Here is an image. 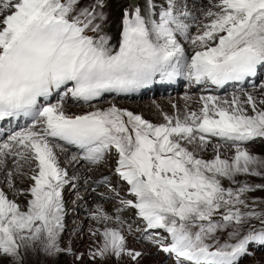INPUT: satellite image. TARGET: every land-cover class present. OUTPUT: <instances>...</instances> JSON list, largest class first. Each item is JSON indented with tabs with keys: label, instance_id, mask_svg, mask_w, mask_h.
Returning <instances> with one entry per match:
<instances>
[{
	"label": "snow or ice",
	"instance_id": "snow-or-ice-1",
	"mask_svg": "<svg viewBox=\"0 0 264 264\" xmlns=\"http://www.w3.org/2000/svg\"><path fill=\"white\" fill-rule=\"evenodd\" d=\"M106 7L107 0H0V121H31L0 141V167L11 157L15 171L26 174L28 166L33 181L24 208L0 189V264H23L37 244L47 257L63 251L65 144L82 154L72 161L100 164L115 152V172L133 197L121 205L155 230L147 238L175 264H238L250 244L264 246V211L248 196L264 184L237 179L264 177V157L244 146L264 139V98L242 88L230 97L201 96L197 109L173 105L174 114L161 112L159 123L115 103L91 102L181 76L217 88L252 80L264 71V0L133 3L123 11L116 44L106 31ZM69 95L91 110L68 114ZM91 216L105 224L89 230L100 239L89 250L93 260L142 256L127 247L120 228L107 226L113 217L102 206Z\"/></svg>",
	"mask_w": 264,
	"mask_h": 264
},
{
	"label": "rangeland",
	"instance_id": "rangeland-1",
	"mask_svg": "<svg viewBox=\"0 0 264 264\" xmlns=\"http://www.w3.org/2000/svg\"><path fill=\"white\" fill-rule=\"evenodd\" d=\"M111 2H112V0H111ZM111 4H112V6L110 5L109 0H107V7L110 9L113 8V10L115 11V8L113 7V6H115V4H113V3H111ZM118 10L119 9H116V11H118ZM262 76H264V74ZM262 76H260L261 78L259 79L257 86H255V88L249 87L247 89V91L257 92V94L259 96L263 94L262 98H264V89H261L259 86L262 82H264V77H262ZM182 80H186V79H182ZM186 81H188V80H186ZM199 87H200V84L197 85L196 88L191 89L189 91L190 95L185 94L184 98L186 100L182 103L181 102L178 103V105H176V107L177 108L179 107V109L183 110L185 108V105H188L189 107L192 106L191 108L193 110L197 109L196 107H194V103L189 102V97H191V95H195L194 98H195V100H197L196 94H198L200 92ZM181 91H179V92H181ZM184 93H185V90L183 89V91H182V93H180V95L184 94ZM231 94H232V91L230 92V94L228 92L226 94L225 93L221 94V97H230ZM256 97H258V96H256ZM150 98L151 97H149V99H148V97L147 98L145 97L142 100H138V101H127V100L123 101V100H121V101H117V103L119 105L118 104H116V105L121 106L122 108L127 107V106L132 108V107H135L136 105H139L137 108L135 107L136 110H139L138 108L140 107V104H142L143 102L151 104V107L148 105L147 108L143 109L142 113H139V114L143 115V117L145 119H147L153 123L162 122L161 112L171 115V114H174V112L176 111V109L173 106H171L170 103H168L166 101H160V103H162V104L158 108L153 103V102H155L154 100H155L156 96H154V98H152V99H150ZM190 99H193V98H190ZM173 100H176V99L173 98ZM107 101L108 100L103 101L106 103H103L100 105L105 106L106 104H108L110 102V101H108V102ZM112 101L109 104L114 103V101H116V100H112ZM120 102H122L123 104L121 105ZM80 109H81V107H80ZM215 142L216 141H214V143ZM62 154H64V156L72 155L70 153V151L67 149ZM212 155H213V152H212L211 147H209V149L203 153V156L206 159L212 158ZM111 156L112 155H110V154H108L106 156L105 160L102 162V163H104L102 167L97 166V165H93L90 167L87 166L85 168L86 169L85 171H88L87 177H89L90 180L93 181L94 176L97 173H99V171L103 172V171L108 170V168L109 169L112 168V165L110 163V162H112ZM261 156L264 157V153L261 154ZM9 166H10L9 170H11L13 172L12 182L15 185V188L12 189L10 194L14 195L16 200L17 201L19 200L21 202V207L24 208L25 207V201L31 199V195L27 190L30 189L32 185L28 183L27 179L24 177L23 174H18L15 171V169L13 167V163H10ZM22 172L25 173L24 171H22ZM237 179L238 180H245L246 179L250 184H264V177L240 176V177H237ZM90 180L87 181V184H88L87 187H81L80 186L75 192L69 191V194H67L68 195V201H70L71 206H72V208L69 211H71V210L77 211V212H75L74 217L73 216L71 217L72 223H74V229H73L74 231L70 232L69 234H67L63 237V243L65 244V246H68L67 248H71V249L73 248L71 250V255H70L71 257L69 256L68 259L67 258L64 259L65 256L62 254V255H60V257L54 256L51 259H47L46 255H44L40 251V245L37 244L35 246V251H33V250L27 251V253L24 256L23 264H169V261H167L168 259L164 258L165 255H161V253L158 251L157 252L153 251V243L150 244L149 241L147 242V240L135 241V238L138 235L137 233L140 232L141 229H143V228H141V226L137 227L138 224L140 225V222H139L140 218L133 216V215H136L135 212H130L132 214H129V213L127 214L125 212L119 214L120 212H118V211H116L117 213L112 212L111 213V214H113L112 217L114 218L117 215L120 216L123 223H118L117 221L112 219L111 221L107 222V226L120 228L122 230L123 234L126 236L127 247L131 250L141 252L142 253L141 257H138L136 261L131 260V258L128 257L127 255H123L119 259L110 256V257H107L104 259L97 257L95 260H93L88 255L89 250L95 249V247H97L98 244L100 243V239L98 237H93L89 230L90 229H96V228L102 229L105 226V224L103 222L97 223L95 220H93L91 214L94 211H96L97 206H102L103 209L109 214H110V212H108V210L110 209L109 207L115 206V205L117 206L116 202L113 201V199H111V198H113V196L111 197V195H108L107 193H105V194H107V196L104 197L101 195L102 198H98V200H95V199L94 200H91V199L86 200L85 199L84 201H82L80 203V205L74 206L75 202H77L78 199L82 198L83 192L86 191L87 189H89V187L91 186L92 182ZM6 183L7 182L4 183V187H5ZM99 183H101V182H96V184L94 183V186L92 188L90 187V189L97 191L99 193H102L101 191H103L104 188L106 189L107 186H110L111 188H108L106 190H110L113 188L115 190L114 192H116V191H118V189H120L118 186L114 187V185L109 183V182H107V183L103 182L101 185ZM97 184H98L99 189H95ZM225 185L227 186V181H225ZM125 187H126V184L122 183L121 184V188H122L121 191L122 192L119 191L118 193H124L125 191L128 192V189H126ZM124 189H126V190H124ZM17 193H19V194H17ZM248 196H249V202L250 203L252 200L256 201L255 207H256L257 211H264V189H257L255 191L249 193ZM78 206L81 207L82 209L79 208ZM130 210L132 211V209H130ZM69 211L66 210L64 213L68 214ZM127 217L129 218V220ZM65 221H64V227L66 225H68V223H69V221L67 219ZM251 223L256 225L257 227H259L258 221L253 220ZM129 226L131 227V232L136 234V235L129 233V231H128ZM133 226L137 227L138 229L136 228L137 230H135V228ZM246 229H247V225H245V230ZM65 230H70V229L66 228ZM228 231H231V229L229 228L220 234V241L222 243H223V241L228 240V235H227ZM131 237H133L134 239ZM139 238H140V235H139ZM85 242H89V243H86L87 244L86 245ZM147 243H149V244H147ZM148 245H150V246H148ZM81 254H83V255H81ZM78 257H80V258L78 259ZM238 264H264V246L258 247L257 249L251 251V253H249L246 256L244 255L240 259Z\"/></svg>",
	"mask_w": 264,
	"mask_h": 264
},
{
	"label": "bare ground",
	"instance_id": "bare-ground-1",
	"mask_svg": "<svg viewBox=\"0 0 264 264\" xmlns=\"http://www.w3.org/2000/svg\"><path fill=\"white\" fill-rule=\"evenodd\" d=\"M136 2V4L137 5H139V6H141L142 8L144 7V5H145V0H137V1H135ZM109 3H110V5L112 6V4L111 3H113V4H115V6H113L114 8H115V11L113 10V8H108V7H106V9H105V11L108 13V23H107V27H106V31L113 37V41H112V43L113 44H116L117 42H118V40H119V36H120V31H121V20H122V16H123V8L124 7H130L131 6V3L129 2V0H112V2H111V0H109ZM110 7V6H109ZM116 9H119L118 11H116ZM195 29H193V31H194ZM179 38V37H178ZM183 42V41H182ZM185 47H186V49L189 51V53L191 52V49H190V47L186 44L185 45ZM259 74H260V76H262L263 74H264V71H261V72H259ZM181 79H186L185 77H182L181 76ZM186 80H188V79H186ZM257 81V80H256ZM256 81H254V82H252V81H247V82H245V84H243V85H229V84H226L223 88H217V86H215V85H212L210 82H207V83H201L200 84V92L198 93V94H196V97H197V100H195L194 102H192V103H194V107H196V108H198L199 106H200V100H199V98L201 97V96H206V95H214V96H219V97H221V94H226L227 92L230 94V92L232 91V93L234 92V91H236L237 89H240V88H243L244 86H246V87H248V86H250L251 84H253V83H255ZM189 84H188V86H186V87H184L183 89L185 90V93L184 94H181L180 95V93H177V94H175V96H170V95H168V94H163V95H159V93L157 94V96H156V98H155V102H153L154 103V105H156V106H160L162 103H160V101H166V102H168V103H170L171 104V106H173V105H178V103H182V102H184L186 99L184 98V96H185V94L187 95V94H189L190 95V93H189V91L191 90V89H194V88H196V86L197 85H195L194 84V82H191V81H187ZM199 85V84H198ZM244 88L243 90L244 91H247V89L249 88ZM251 88V87H250ZM193 91V90H192ZM175 92H177V89L175 90ZM248 92H251L254 96H258L257 98L259 99V98H262V95H258L257 94V92H254V91H248ZM195 93V92H194ZM195 95H191V97H194ZM158 97V98H157ZM173 98L174 99H176V100H173ZM184 98V99H183ZM63 103H64V107H65V110H66V112L68 113V114H70V115H78V114H82V113H84V112H86L87 110L86 109H82V110H77L76 108H75V106H76V102H75V100H73V99H70V98H65L64 99V101H63ZM116 104V103H115ZM120 104L122 105L123 103L122 102H120ZM138 104V103H137ZM110 104H108V105H100L99 107H108ZM150 106L151 107V104H148V103H146V102H143L142 104H140V107L138 108L139 110H136L135 109V107L137 108L139 105H136L135 107H132V108H130L129 106H127V107H124V108H126V109H128V110H131V111H133V112H135V113H137V114H139V113H142V110L143 109H145V108H147V106ZM155 106V107H156ZM98 107V106H97ZM118 107H121V106H118ZM154 107V108H155ZM192 107V106H191ZM122 108V107H121ZM159 108V107H158ZM179 108V107H178ZM80 109V108H79ZM89 110H91V108L89 109ZM88 110V111H89ZM147 110V109H146ZM195 110V109H194ZM29 123H31L30 121H18V122H16V123H12V125L9 127V129H7V128H3V130L2 131H0V141H3V140H6L7 139V137L12 133V132H14V131H18L21 127H24V126H26L27 124H29ZM264 141H263V139H256V140H254V141H252V142H249L248 144H246V145H244L246 148H248V150L251 152V153H253V154H255V155H259V156H261V154H263L264 153ZM64 148H66L67 150H69L70 151V153L72 154V155H70V156H64V154H59V158H60V162L63 164H61V167H63V168H65L66 169V171H67V173H68V183L64 186V189H63V202H64V206L67 208V209H65V211L66 210H70L71 208H72V206H71V203H70V201H68V195L67 194H69V191H73V192H75L80 186L81 187H87V181L88 180H90V178L89 177H87V172L88 171H85L86 169V165H88V164H90L89 162H87V161H85V160H83V159H79L78 161H72L71 160V157L75 154V155H77L78 157L80 156V155H82L81 153H79L78 151H77V149L76 148H74V146H69V145H67V144H65L64 145ZM227 154H230V153H227ZM117 159H118V157H115V158H113L112 159V162H110L111 163V165H112V168H108V170H106V171H103V172H101V171H99V173H97L95 176H94V180L92 181V180H90L91 182H92V184H91V188L94 186V183L96 184V182H103V181H106V180H108L109 179V181H112V182H114L115 180H114V177L116 178V180H117V182H115L114 183V187H115V185H117L118 184V182H124L119 176H118V174L115 172V167H117ZM10 163H12V158L11 157H9V159H8V161H7V165H6V167H0V189H2V190H4L5 192H6V194L8 195V197H9V199H13V200H15L19 205H21V202L18 200H16V198H15V196L14 195H12V194H10V192L12 191V189L13 188H9V185H8V176H7V174H8V171H11V170H9L10 169V166H9V164ZM103 164L104 163H100V164H96L97 166H100V167H102L103 166ZM108 165V164H107ZM13 167H14V165H13ZM90 167V166H89ZM103 170V169H102ZM22 171H24L26 174H23L24 175V177L27 179V181H28V183L29 184H33V181L30 179V175H31V171H30V169H29V167L28 166H25L23 169H22ZM101 172V173H100ZM91 173V172H90ZM112 176V177H111ZM5 182H7L6 184H5V187H4V183ZM90 187H89V189H87L86 191H84L83 192V195H82V198H80V199H78L77 200V202H75V204H74V206L75 205H80V203L82 202V201H84L85 199L86 200H88V199H91V200H98V198H102L101 197V195L102 196H107V194L108 195H111V197L113 196V198H111V199H113V201H115L116 202V204H117V206L115 205V206H111V207H109L110 209L108 210L110 213H112L114 210H116L117 211V209H119V211L118 212H120L119 214H121V213H123V212H125V213H129V214H132V213H130V212H135V214L136 215H133V216H135V217H137V218H140V217H138L137 216V212H136V210L135 209H133V208H126V207H124L123 205H121V203H120V201H121V199H125V200H127V199H130V198H133L132 196H131V194L129 193V191L128 192H124V193H118V192H114L115 190L114 189H110V190H106V189H108V188H110V186H107L106 187V189L104 188V190L103 191H101L102 193H99V192H97V191H94V190H91L90 189ZM128 185H127V187H125L126 189H128ZM126 189H124V190H126ZM122 192V191H121ZM105 193H107V194H105ZM28 201V200H27ZM27 201H25V206H26V204H27ZM90 201V200H89ZM23 202V201H22ZM79 203V204H78ZM79 207V206H78ZM76 208V207H75ZM79 208H81V207H79ZM82 209V208H81ZM130 209H132V211L130 210ZM64 211V212H65ZM75 212H77V211H75V210H71V211H69V213L67 214H65L64 213V221L67 219L68 221H69V223H68V225H66L65 227H64V229H63V231H62V233H61V237H60V241H59V243H60V246H61V248L63 249V251L61 252V253H58L56 256H59L60 257V255H64L65 257H64V259L65 258H69V256L71 255V250L73 249H71V248H67L68 246H65V244L63 243V237L65 236V235H67V234H69L70 232H73L74 230V223H72V219H71V217L73 216L74 217V215H75ZM117 213V212H116ZM68 215V216H67ZM112 216V215H111ZM122 216V215H121ZM130 216V215H129ZM128 218V217H127ZM128 220H129V218H128ZM66 222V221H65ZM140 224H141V222H143L144 223V226L146 227V225H145V222L140 218ZM136 223V222H135ZM133 224V223H132ZM137 225V224H136ZM135 225V226H136ZM138 226H139V224H138ZM141 226V225H140ZM78 227V226H77ZM134 227V226H133ZM143 227V225L141 226V228ZM70 229V230H65V229ZM135 228V230H137L136 229V227H134ZM140 229V228H139ZM155 231V230H154ZM139 235L141 236L142 234L139 232L138 233V235H137V237L135 238V241H137V239L139 238ZM149 236V234H147V233H145L144 234V237H148ZM148 242V241H147ZM86 243H89V242H85V244ZM137 243V242H136ZM222 243V242H221ZM142 244V243H141ZM140 244V245H141ZM147 244H149V243H147ZM151 244V243H150ZM87 245V244H86ZM148 246H150V245H148ZM70 247V246H69ZM154 247V246H153ZM82 249V248H81ZM158 250V248L157 247H155L154 249H153V251L154 252H156ZM73 256V255H72ZM47 257V256H46ZM71 257V256H70ZM173 257V256H172ZM243 257V256H242ZM242 257H240L239 258V260L242 258ZM52 257H47V259H51ZM75 258V257H74ZM175 257H174V260H173V262L172 261H169V264H174L175 263Z\"/></svg>",
	"mask_w": 264,
	"mask_h": 264
}]
</instances>
